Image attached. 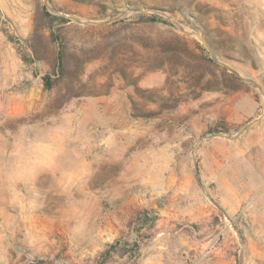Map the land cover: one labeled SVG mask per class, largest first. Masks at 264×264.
<instances>
[{
	"label": "rangeland",
	"instance_id": "374dc122",
	"mask_svg": "<svg viewBox=\"0 0 264 264\" xmlns=\"http://www.w3.org/2000/svg\"><path fill=\"white\" fill-rule=\"evenodd\" d=\"M44 7L69 20L53 30L73 57V87L45 85L56 69V46L42 24ZM199 37L241 77L207 62L204 56L213 57ZM223 70L240 81L222 80ZM249 124L235 141L218 136ZM263 136L264 0H0V264L6 256H29L27 264L74 263L67 229L80 215L71 205L117 204L123 176L130 182L125 203L134 211L129 223L145 225L146 240L158 215L142 202L149 188L133 183L144 174L190 177L191 195L214 207L216 221L236 240L234 264H264V148L251 144ZM209 141L234 168L237 191L202 171L200 152ZM43 144L58 153L44 169L37 157ZM235 192L243 200L231 206ZM221 201L237 212L228 214ZM39 218L52 250L32 254L28 224ZM113 245L112 253L126 250ZM101 254L92 264L118 262ZM210 258V249L186 252L180 264H213Z\"/></svg>",
	"mask_w": 264,
	"mask_h": 264
},
{
	"label": "crops",
	"instance_id": "0c3cea01",
	"mask_svg": "<svg viewBox=\"0 0 264 264\" xmlns=\"http://www.w3.org/2000/svg\"><path fill=\"white\" fill-rule=\"evenodd\" d=\"M264 140V136L262 137ZM260 140V139H259ZM252 141V145H259L264 148V142ZM218 143L205 142L200 152L202 171L209 172L210 182L219 184L229 192L238 190V177L234 168L227 162L228 158H220L216 154ZM54 144H43L37 155L39 165L43 169L54 164V159L58 155L54 150ZM237 148V146L235 147ZM228 150V149H227ZM249 150V149H246ZM231 155H229L230 158ZM228 165V167H227ZM228 168V171H225ZM167 170V169H166ZM233 170V172H232ZM264 177V171H262ZM232 173L234 175L232 176ZM262 177V178H263ZM264 179V178H263ZM139 181L149 188V195L142 202L147 208L153 209L158 215L153 228L149 229V235L142 241L143 230L138 229V225H129V219L132 215L130 207L125 203V187L127 183L125 177L121 178L117 193L119 194L117 204L105 207L101 204H89L87 206L71 205L74 214H78L74 222L70 223L72 245L75 248V258L72 264H92L100 252H103L109 245L117 244L118 249L126 247L122 254L112 253V256L118 258V264H172L173 255H178V264L183 259L186 252H195L204 254L208 249L214 252L213 264H234L235 243L231 238V231L227 224L216 221L219 216L217 210L210 205H206L203 199L195 198L191 195V189L194 186L192 179L179 180L177 176L159 175L152 177L140 175L133 179V183ZM233 183V184H232ZM221 187H219L221 189ZM264 190V189H263ZM121 196V197H120ZM166 200L167 203H163ZM228 202L231 206L237 201L241 203L243 197H239L236 192L230 194ZM7 202V199H6ZM121 203V204H120ZM228 214L237 212L235 206L227 208L229 205L225 201L220 202ZM0 210L2 207L0 206ZM102 219L99 220L100 215ZM221 217H219L220 219ZM28 229L34 230L29 237L31 243L28 244L30 253L41 254L52 250V243L47 232L45 223L41 219H32L29 221ZM162 233V235H160ZM218 233L221 238H214ZM45 241V246L40 245ZM146 241V242H144ZM144 242V243H143ZM27 241L24 240V244ZM138 251L140 257L135 259ZM136 254V255H135ZM54 254L50 259L55 258ZM134 255V256H133ZM29 256L25 259L13 260V257L6 256L5 264H27ZM57 264L58 261H54ZM57 262V263H56Z\"/></svg>",
	"mask_w": 264,
	"mask_h": 264
},
{
	"label": "trees",
	"instance_id": "16d2710c",
	"mask_svg": "<svg viewBox=\"0 0 264 264\" xmlns=\"http://www.w3.org/2000/svg\"><path fill=\"white\" fill-rule=\"evenodd\" d=\"M40 16H41V20L43 21V23H42L43 26L46 29L51 30V33L48 36V40L51 41L52 43H54L56 46V53H55L56 69L53 71L54 72L53 74L48 73L45 76V78H44L45 85H46L47 89H52L54 83L58 84V83H64L65 82V83H71V86L73 87V85H74L73 81H74V77H75V63L72 59L73 57L70 53H68L69 51H68L67 43L64 42V40L61 38L60 35L56 36L54 34V30H53L54 25H56L57 22L58 23H64V22H67L69 20H67L64 17H60V16H56V15L51 14L47 10V8H45V7L43 8ZM149 20L150 21H157L159 19L157 16H152V17H149ZM29 49L33 52V54H36V50L32 45L29 46ZM204 57H205V60L207 62L214 63V60L211 57H209L208 54ZM52 75L54 77L51 80ZM226 75L230 76V78H232L236 82L240 81L237 76H235L234 74L228 73L227 70L222 71L221 79L222 80L226 79ZM70 90L72 91V89H70ZM71 95H72V97L81 96L78 93L74 94V92ZM129 225L132 226V222H130ZM138 229H140V231L144 230V229H146V226L139 223ZM141 237H142V235H141ZM115 246L116 245H109L107 251L102 252L101 255L104 257H108L109 253L116 249Z\"/></svg>",
	"mask_w": 264,
	"mask_h": 264
},
{
	"label": "water",
	"instance_id": "95a60500",
	"mask_svg": "<svg viewBox=\"0 0 264 264\" xmlns=\"http://www.w3.org/2000/svg\"><path fill=\"white\" fill-rule=\"evenodd\" d=\"M45 2H46V4H47V0H45ZM49 7V6H48ZM49 8H51V7H49ZM76 22H78V23H84L83 21H81L79 18H77V17H72ZM86 24V23H85ZM182 30H183V28H181ZM200 39H201V41L204 43V45L206 46V48L208 49V51L210 52V54H211V56L213 57V59H214V61H216L219 65H221L223 68H225V69H227L229 72H231V73H234V74H236L237 76H239V77H241L240 75H239V73L235 70V69H233V68H231V67H229L227 64H225L224 62H222V61H220L219 59H218V57H217V55H216V53L214 52V50L211 48V46L208 44V42L205 40V39H203V38H201V37H199ZM256 122V121H255ZM251 126V124H249L247 127H245L244 129H242L239 133H237L236 135H234V136H230V135H227V134H218V136H222V137H227L228 139H230V140H232V141H235V140H237L249 127ZM203 139H205V138H203ZM203 139L201 140V141H203ZM195 167H196V172H197V174L199 175V169H198V165H197V163L195 164ZM202 189H203V191H205V187L202 185Z\"/></svg>",
	"mask_w": 264,
	"mask_h": 264
},
{
	"label": "built area",
	"instance_id": "2783aa9c",
	"mask_svg": "<svg viewBox=\"0 0 264 264\" xmlns=\"http://www.w3.org/2000/svg\"><path fill=\"white\" fill-rule=\"evenodd\" d=\"M160 235H162V233H161ZM140 252H141V251H138L137 255L135 256V257H136L135 259H137V258L139 257ZM34 262H35L34 260H31V263H34Z\"/></svg>",
	"mask_w": 264,
	"mask_h": 264
}]
</instances>
